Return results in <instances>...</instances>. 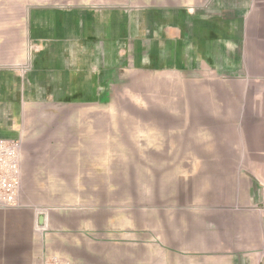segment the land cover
<instances>
[{
	"label": "crops",
	"instance_id": "crops-1",
	"mask_svg": "<svg viewBox=\"0 0 264 264\" xmlns=\"http://www.w3.org/2000/svg\"><path fill=\"white\" fill-rule=\"evenodd\" d=\"M0 138L22 148L0 264H43L44 206L25 197L113 147L185 213L137 264H264V0H0Z\"/></svg>",
	"mask_w": 264,
	"mask_h": 264
},
{
	"label": "rangeland",
	"instance_id": "rangeland-1",
	"mask_svg": "<svg viewBox=\"0 0 264 264\" xmlns=\"http://www.w3.org/2000/svg\"><path fill=\"white\" fill-rule=\"evenodd\" d=\"M83 151L88 159L93 150ZM104 151H111L112 156L97 155L96 159L111 156L112 163H83L74 171L80 173L79 180L66 179L61 172L53 180L56 191L25 197L29 204L44 206L46 223L41 228L51 237L48 249L44 243V259L55 254L71 264H137V245L153 236L154 228L165 236L169 221L184 222L185 213L169 206L177 196L159 189V181L153 180V165L139 163L135 148L100 149ZM167 182L161 180V187ZM71 183L81 187V194L63 193L70 192Z\"/></svg>",
	"mask_w": 264,
	"mask_h": 264
},
{
	"label": "built area",
	"instance_id": "built-area-1",
	"mask_svg": "<svg viewBox=\"0 0 264 264\" xmlns=\"http://www.w3.org/2000/svg\"><path fill=\"white\" fill-rule=\"evenodd\" d=\"M22 186V148L18 138H0V207L19 204ZM43 264H71L52 254Z\"/></svg>",
	"mask_w": 264,
	"mask_h": 264
}]
</instances>
